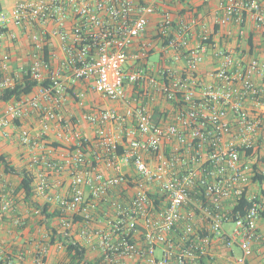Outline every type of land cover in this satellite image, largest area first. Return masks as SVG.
<instances>
[{
  "label": "built area",
  "instance_id": "built-area-1",
  "mask_svg": "<svg viewBox=\"0 0 264 264\" xmlns=\"http://www.w3.org/2000/svg\"><path fill=\"white\" fill-rule=\"evenodd\" d=\"M173 2L183 0H19L0 15V35L10 24L31 31L24 77L48 85L9 104L0 128H20L35 196L55 204L60 226L76 228L84 244L97 239L102 264H218L221 247L239 250L222 264H251L264 242V63L220 47L214 36L237 37L251 50L248 23L264 37V1L226 0L213 29L176 14L167 6ZM210 51L218 67L202 77ZM154 54L159 63L150 62ZM0 71L3 90L22 79L8 75L4 61ZM78 82L118 107L83 114L97 130L100 150L92 157L69 124L64 139L75 144L56 157L46 136L69 101L85 110ZM32 117L37 128L23 127ZM65 170L71 193H53L51 177ZM14 205L10 194L1 197L0 231ZM99 222L109 231L96 229ZM52 236L34 249L0 245V264H53L50 247L63 246L52 245Z\"/></svg>",
  "mask_w": 264,
  "mask_h": 264
},
{
  "label": "crops",
  "instance_id": "crops-1",
  "mask_svg": "<svg viewBox=\"0 0 264 264\" xmlns=\"http://www.w3.org/2000/svg\"><path fill=\"white\" fill-rule=\"evenodd\" d=\"M18 1L19 0H0V15H9ZM225 4L226 0H183L182 3L173 2L169 3L167 6L176 14H183L184 17L188 18L194 16L207 24L210 29H213L215 19L219 14H221L220 9ZM158 20L159 15H155L151 18L149 32L145 36L146 39H149L153 36ZM248 24L251 28V33L254 35V41L250 47L251 50H249V46L239 43L237 37H233L227 40V42L222 36L215 35L214 39L222 48H229L236 53L242 51L244 52V55L247 56H257L264 63V37L252 29V22L249 21ZM233 31L234 33L237 31L236 26H233ZM31 34L32 33L29 29L19 28L13 24H10L9 27L4 30V33L0 35V61H4L9 65L8 75H14L18 73L21 74L20 76L22 79L18 80L17 83L23 82V71H26L31 64V57L33 54ZM154 58L156 59L154 60ZM150 62L153 64L159 63V54H154L150 58ZM217 67L218 64L216 58L214 57L213 52L210 51L205 63L201 66L200 74L202 77H205L207 72L212 71ZM2 75L3 74L0 71V78ZM73 87L76 92H82L85 94L87 101L85 110L79 109L73 105V102L69 101L66 105V108L62 112L60 126L56 124L53 125L46 138L49 144L53 146L54 144L59 145V148L55 154L56 157H59L63 152H65V149L71 148L73 144H75L72 142H66L64 139L69 131L65 128V126L67 127V124H69L72 126V129L79 131L81 136L87 140L89 144L88 156L92 157L93 153L100 150L98 147L97 130L94 126L86 122L83 114L86 111L91 112L92 110H95L99 107L108 109L118 107V105L93 93L90 83L78 82L75 83ZM128 90L129 94L131 95L133 92V87H129ZM2 91L3 89L0 87V94ZM36 91L37 88H35L33 93ZM32 94L28 96H31ZM14 102L15 100H12L8 103H3L1 105L0 114H2L9 104ZM156 110H158L157 113ZM156 110L155 113L156 116H158L160 114V109L156 108ZM22 125L25 128H37L36 119L33 117L27 119L22 123ZM18 126H20V123ZM6 131L8 133L7 135ZM19 132V127L8 130L0 128V155L3 154L7 156L18 172H22L24 170L30 172L32 154L27 147H24L20 143L18 138ZM0 172L2 173V179L0 180V199L4 194H10L15 202L14 210L7 214L5 222L0 231V245L3 248H6L8 251L12 252L24 248L34 249V244H36L41 239L43 240V236L49 237L54 229L59 234L71 233L73 239L87 249L90 261H97L98 259H102L101 261H103L102 250L97 246L94 247L97 239H94L93 245L87 246L84 244V242L76 234V228H74L72 232H68L66 229L60 226L58 218L50 220L46 215L42 214L43 208L45 206L49 207L48 214L57 211V206L55 204L47 203L43 199L37 198L36 196L32 200H26L21 192H17L21 177L17 175L6 174L4 172V168L1 165ZM70 174L71 173L66 170L59 176L53 174L51 177L53 193H62L66 195L71 193L72 176H70ZM18 217L25 220V226L23 228L14 226V220ZM107 225V222H99L94 224V227L96 229L104 228V230L108 232L109 227ZM64 252V247L63 249H59L57 245L50 247L48 261L53 264H66ZM238 254V249H234L233 253H230L228 250L221 247L219 248V254L216 256V262L218 264L225 263L228 260V257ZM130 263L133 264V262ZM251 264H264V242L261 245L256 246V254L251 259Z\"/></svg>",
  "mask_w": 264,
  "mask_h": 264
},
{
  "label": "trees",
  "instance_id": "trees-1",
  "mask_svg": "<svg viewBox=\"0 0 264 264\" xmlns=\"http://www.w3.org/2000/svg\"><path fill=\"white\" fill-rule=\"evenodd\" d=\"M264 1V0H263ZM47 52V51H46ZM39 85L47 86L48 83L40 84L33 81L29 75L24 77L22 83L15 85L13 88L5 89L0 94V110L3 103H8L12 100H20L24 96H28L33 93L36 87ZM158 110H156V113ZM86 144L84 143L83 146ZM56 148H59V145L54 144ZM0 165L4 168V172L9 175H17L21 177L20 184L18 186L17 192H21L24 195L26 200H32L35 197L34 190V177L31 172L26 170L18 172L15 166L9 158L3 154L0 155ZM49 207L45 206L43 208V215H46L47 218L54 219L59 217V212L55 211L54 213L48 214ZM52 245L62 244L64 247V259L66 264H102V259L97 261H90L88 257L87 249L82 246L79 242L69 241V238L65 234H59L56 230L53 229V236L51 239Z\"/></svg>",
  "mask_w": 264,
  "mask_h": 264
},
{
  "label": "rangeland",
  "instance_id": "rangeland-1",
  "mask_svg": "<svg viewBox=\"0 0 264 264\" xmlns=\"http://www.w3.org/2000/svg\"><path fill=\"white\" fill-rule=\"evenodd\" d=\"M156 58H154V60H155ZM1 139V138H0Z\"/></svg>",
  "mask_w": 264,
  "mask_h": 264
}]
</instances>
